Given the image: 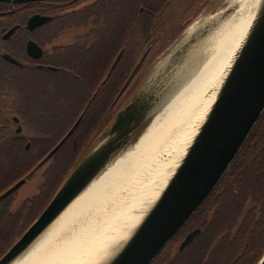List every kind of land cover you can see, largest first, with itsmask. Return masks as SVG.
I'll use <instances>...</instances> for the list:
<instances>
[{
	"label": "water",
	"instance_id": "95a60500",
	"mask_svg": "<svg viewBox=\"0 0 264 264\" xmlns=\"http://www.w3.org/2000/svg\"><path fill=\"white\" fill-rule=\"evenodd\" d=\"M235 8L236 3H233L221 16L227 17ZM221 20L218 16L215 23L197 29L187 38L184 34L176 42L174 39L164 57L147 71L87 147L38 217L0 257V264H10L28 250L65 208L104 171L113 156L154 117L174 91L173 76L186 64L190 48ZM145 55L134 67L116 99L129 85ZM196 67V62H192L182 73L192 68L194 71ZM181 85L174 88L175 91ZM263 111L264 0H259L213 101L186 139L172 170L156 178L126 212L117 213L108 228L102 230L107 237L92 249L94 252L90 251L83 257L90 261L89 257L97 252L87 264H151L214 190ZM80 118L81 115L36 166L4 190L0 198L18 189L33 171L47 162L74 131ZM198 231L195 229L188 233L180 248L191 242ZM256 264H264V254Z\"/></svg>",
	"mask_w": 264,
	"mask_h": 264
},
{
	"label": "flooded vegetation",
	"instance_id": "af4514ba",
	"mask_svg": "<svg viewBox=\"0 0 264 264\" xmlns=\"http://www.w3.org/2000/svg\"><path fill=\"white\" fill-rule=\"evenodd\" d=\"M136 1L144 3L137 11L132 5ZM219 3L221 0H0V146L19 142L29 148L33 142L51 141L54 147L80 115L62 145L68 142L76 148L99 129L90 145L122 106L121 97L152 51ZM144 53L125 91L116 99L122 85L107 106L113 88L107 89L106 81L119 82L127 71L126 82ZM124 65L132 68L124 69ZM75 83L83 87L77 96ZM260 119L264 144V111ZM77 129L80 131L75 132ZM36 175L34 192L43 174L38 172L37 179ZM32 194L20 200L16 195L12 202L16 205ZM195 229L199 228L180 238L179 248Z\"/></svg>",
	"mask_w": 264,
	"mask_h": 264
},
{
	"label": "bare ground",
	"instance_id": "6f19581e",
	"mask_svg": "<svg viewBox=\"0 0 264 264\" xmlns=\"http://www.w3.org/2000/svg\"><path fill=\"white\" fill-rule=\"evenodd\" d=\"M258 1L235 0V10L190 48L186 64L173 76L174 91L133 149L95 178L10 264H87L93 254L96 257L97 252L89 255L90 261L83 258L107 237L102 234L105 226L117 213L126 212L127 205L135 203L156 178L169 173L192 129L213 101ZM217 19L209 17L198 26L194 23L185 38ZM192 62H196V70L182 73Z\"/></svg>",
	"mask_w": 264,
	"mask_h": 264
},
{
	"label": "trees",
	"instance_id": "16d2710c",
	"mask_svg": "<svg viewBox=\"0 0 264 264\" xmlns=\"http://www.w3.org/2000/svg\"><path fill=\"white\" fill-rule=\"evenodd\" d=\"M143 4L141 1L132 3L135 11ZM177 35L152 51L131 82L129 91L121 97L122 102L147 73L150 61L166 49ZM125 36L124 33V40ZM125 68L131 69L132 65H124ZM127 74V71L124 72L119 82L106 81L107 89L113 88L112 93L107 95V106L124 84ZM80 84L75 83L76 96L82 91ZM261 121L256 123L219 183L177 234L175 241L168 244L151 264H256L263 256L264 144ZM98 130H93L89 139L76 148L66 142L43 167L33 171L29 178L38 172L43 175L37 191L29 198L14 205L12 201L17 190L0 198V255L43 210ZM53 145L51 141H42L33 142L29 148L19 142L0 146V194L28 174ZM195 227L200 229L199 232L189 244L180 249V238Z\"/></svg>",
	"mask_w": 264,
	"mask_h": 264
},
{
	"label": "rangeland",
	"instance_id": "374dc122",
	"mask_svg": "<svg viewBox=\"0 0 264 264\" xmlns=\"http://www.w3.org/2000/svg\"><path fill=\"white\" fill-rule=\"evenodd\" d=\"M235 2V0H221V3H219L217 5V7L213 10V11H203L201 14H199L197 17H195L189 24H187L185 27H183V29L181 30L180 33H178L177 37L175 38V42L180 39L182 37V35H184L187 30L189 29L190 26H192L194 23H196V25H200L202 23H204V21H206V19H208L209 17H215V16H219V20L225 18L224 15L221 16L223 13L226 12L227 8L232 6V4ZM230 13V12H229ZM220 22V21H219ZM218 25V23L216 24V26ZM215 26V27H216ZM173 45V44H172ZM171 47H168L166 49H164L161 53H159L158 55H156L151 61H150V65L148 67V71L150 70L151 67H153L160 59H162L164 57V55L168 52V50ZM151 117L145 124L144 126L139 129L134 135L133 137L129 140V142L122 148L120 149L111 159V161L108 163L107 168H109L118 158L122 157L126 152L130 151L133 149V146L135 145V143L137 142L138 138L145 132V130L147 129V127L149 126V124L152 121ZM104 169V170H105ZM38 173L36 175V179H37ZM34 184H35V178L33 177L32 179L27 180L19 189L18 192L16 193L18 200L22 199L23 197L32 194L35 191L34 188ZM133 203H129L127 206L130 207V205H132ZM108 228V226L106 225L104 229Z\"/></svg>",
	"mask_w": 264,
	"mask_h": 264
}]
</instances>
